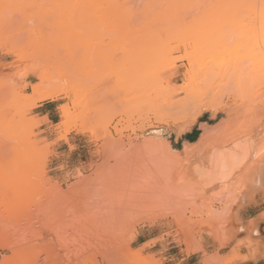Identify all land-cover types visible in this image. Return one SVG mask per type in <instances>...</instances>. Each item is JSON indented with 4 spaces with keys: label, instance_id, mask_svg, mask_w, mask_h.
Instances as JSON below:
<instances>
[{
    "label": "rangeland",
    "instance_id": "rangeland-1",
    "mask_svg": "<svg viewBox=\"0 0 264 264\" xmlns=\"http://www.w3.org/2000/svg\"><path fill=\"white\" fill-rule=\"evenodd\" d=\"M259 1L0 0V264H231L219 251L256 246L235 219L264 192ZM43 82L63 92L34 107ZM48 100L53 133L34 115ZM101 166L109 192L85 206L94 196L69 187ZM97 222L113 227L98 236Z\"/></svg>",
    "mask_w": 264,
    "mask_h": 264
},
{
    "label": "crops",
    "instance_id": "crops-1",
    "mask_svg": "<svg viewBox=\"0 0 264 264\" xmlns=\"http://www.w3.org/2000/svg\"><path fill=\"white\" fill-rule=\"evenodd\" d=\"M36 109L38 111H36L34 115L42 122L40 128H44L43 131L45 133H53L52 128H55L54 125L56 124V117L59 113V106L55 105L54 101L48 100L38 103ZM255 200L256 202L253 205H249L238 210L235 223H240L244 227H255V230L258 233V235L254 237L256 246L250 247L246 243L238 245L237 241L242 240L238 238L236 239V241H233L234 243L231 247H229L228 251H226L225 253H221V251H219L218 255L222 258H231L236 256V259H234L231 264H264V192L257 193L255 195ZM253 221L254 224H251ZM97 224L98 226H95V233H97L98 236H101L100 233H105L104 231L106 228L113 227L111 225L106 227L105 223ZM103 224L105 227L103 226ZM246 237L247 233L244 238ZM243 256H246L247 258L241 259L240 257ZM158 257L163 259L165 263H167L168 261H173L172 264H207V260H205L204 256L194 263H192V260H190L192 259V255L186 256L180 253L178 255H167L166 253H163Z\"/></svg>",
    "mask_w": 264,
    "mask_h": 264
},
{
    "label": "bare ground",
    "instance_id": "bare-ground-1",
    "mask_svg": "<svg viewBox=\"0 0 264 264\" xmlns=\"http://www.w3.org/2000/svg\"><path fill=\"white\" fill-rule=\"evenodd\" d=\"M3 1H6V0H3ZM94 1H95V0H94ZM105 1H106V0H105ZM111 1H112V0H111ZM176 1H177V0H176ZM183 1H184V0H183ZM103 2H104V1H103ZM167 2H168V1H167ZM262 2H264V0H262ZM174 3H176V2H174ZM252 3H253V2H252ZM255 3H256V1H255ZM257 3L260 4V3H261V0H260L259 2H257ZM0 4H1V3H0ZM170 4H171V3H170ZM172 4H173V3H172ZM262 5H263V3H262ZM161 6H162V5H161ZM173 6H174V5H173ZM167 8H168V7H167ZM167 8H166V11L170 9V8H169V9H167ZM6 9H7V8H6ZM172 9H174V8L171 7V10H172ZM115 10H116V9H115ZM262 10H264V9L262 8ZM263 12H264V11H263ZM8 13H9V10H8V12L4 15V16H5L4 19H6V20H7L8 17H10V16H7ZM144 14H145V13H144ZM166 14H167V13H166ZM148 15H149V14H148ZM150 15H151V14H150ZM263 15H264V13H263ZM151 16H152V15H151ZM160 16H161V15H160ZM169 16H170V15H169ZM172 16H173V15H172ZM172 16H171V17H172ZM6 17H7V18H6ZM145 17H147V16L145 15V16L142 17V18L144 19ZM149 17H150V16H149ZM166 17H167V16H166ZM171 17H167V18H168V19H169V18L171 19ZM2 18H3V17H2ZM177 18H179V17L173 18L174 20H171V23H174V22H172V21H177ZM180 18H181V17H180ZM145 19H148V17L145 18ZM151 19H152V18H151ZM151 19H150V20H151ZM158 19H160V18H158ZM181 19H182V18H181ZM181 19H179V23L182 22ZM262 19L264 20V16H263ZM6 20H5V23H6ZM8 20H10V19L8 18ZM154 20H156V19L154 18ZM154 20H153L152 22H154ZM165 20H166V19H165ZM147 21H148V20H147ZM147 21L144 20V22H147ZM183 21H184V20H183ZM8 22L11 23V21H8ZM8 22L6 23V25L8 24ZM152 22H149V23H152ZM155 22H156V21H155ZM10 23H9V24H10ZM165 23H166V22H165ZM165 23H164L163 25H166ZM176 23L178 24V21H177ZM261 23H262V26H263V25H264V22H262V20H261ZM9 24H8V25H9ZM154 24H155V23H154ZM158 24H159V23H158ZM169 24H170V23H169ZM177 24H173V27H175ZM8 25L6 26L7 28H8ZM10 25H11V24H10ZM10 25H9V27H11ZM155 25H156V24H155ZM154 27H155V26H154ZM171 27H172V25H171ZM171 27H169L168 24L166 25V28H167V29H168V28H171ZM173 27H172V28H173ZM255 27H256V26H255ZM255 27H254V28H255ZM146 28H147V26H146ZM149 28H150V27H149ZM260 28H261V27H260ZM147 29H148V28H147ZM173 29H175V28H173ZM256 29H257V28H256ZM262 29L264 30V26H263ZM5 30H6V29H5ZM8 30H10V28H8ZM169 31H170V30H169ZM172 31H173V30H172ZM257 31H258V30H257ZM170 32H171V31H170ZM259 32L262 33V34H264V31H263V32H262V31H259ZM190 33H191V32H190ZM166 34H167V33H166ZM203 34H204V33H203ZM205 34H206V33H205ZM205 34H204V35H205ZM262 34H261V35H262ZM261 35H260V36H261ZM167 36H168V35H167ZM195 36H196V35H195ZM201 36H202V35H201ZM201 36H200V37H201ZM160 37H161V36H160ZM168 37H169V36H168ZM191 37H192V36H191ZM203 37H204V36H203ZM157 38H158V37H157ZM178 38H179V37H178ZM184 38H185V37H184ZM196 38H197V37H196ZM263 38H264V36H263ZM174 39H175V37H174ZM176 39H177V38H176ZM194 39H195V38H194ZM197 39H198V38H197ZM197 39H195V40H197ZM201 39H202V38H201ZM181 40H182V38H181ZM199 40H200V38H199ZM164 41H165V40H164ZM170 41H171V40H170ZM173 41H174V40H173ZM155 42H156V41H155ZM180 42H181V41H180ZM183 42H184L183 44H185V46H186V45H187V44H186V40H184ZM194 42H195V41H194ZM158 43H160L159 40H158ZM163 43H164V42H163ZM154 44H155V43H154ZM166 45H167V44H166ZM193 45H194V44H193ZM158 46H160V45H158ZM161 46H162V45H161ZM163 48H164V46H163ZM185 49H186V47H185ZM169 51H170V50H169ZM156 52H157V51H156ZM170 52H171V51H170ZM160 53H161V52H160ZM164 54H167L166 56H168V53H164ZM158 55H159V57H160V54H158ZM162 56H163V55H162ZM153 57H154V56H153ZM155 57H157V55H156ZM159 57H158V59H160ZM163 58H164V56H163ZM163 58H161V59H163ZM166 58H167V57H166ZM168 58H169V57H168ZM156 59H157V58H156ZM156 59H155V62H158V63H159V61H160V63H161V60H159V61L157 60V61H156ZM156 64H157V63H156ZM55 82H56V81H55ZM43 83H44V82H43ZM51 83H52V82L48 83V85H45V84H47V83H44L45 86H48V87H45V88H48V90H45L46 92H48V94H46V92H45V94H44V90H43V87H42L43 85L40 87V89L38 88V89L34 90V92H33V102H34V105H33V106H34V107H35L36 103H37L38 101H40V100H44V99H47V98H55V95L58 96V95L61 94L60 92L62 91V88H61V91H60L59 88H57V86H58L57 84H56V85H57V86H56L55 84H51ZM62 83H63V82H62ZM49 84H50V85H49ZM53 85H54V86H53ZM59 85H60V84H59ZM50 86H53L54 88H55V86H56L55 89H57V90L60 91V92H59V93H58V91L55 92L56 90H55L54 88L50 87ZM49 87H50V88H49ZM58 87H59V86H58ZM45 88H44V89H45ZM50 89H51V90H50ZM52 89H53L54 91H53ZM42 91H43V92H42ZM50 92H51V93H50ZM62 92H63V91H62ZM49 93H50V94H49ZM56 93H57V94H56ZM57 96H56V97H57ZM52 100H54V99H52ZM66 110H67V109H66ZM66 110H65V108H64V110H63V111H64V112H63V113H64V117H66L65 120L67 119V115H68V113H69V112H68L69 110H67V111H66ZM69 114H70V113H69ZM62 116H63V115H62ZM70 116H71V114H70ZM68 117H69V116H68ZM69 118H70V117H69ZM64 122H67V124H68L69 121L67 120V121H64ZM67 124H65V125H67ZM110 145H111V144H110ZM110 145H108V146H110ZM132 145H134V144H132ZM153 146H154V145H153ZM245 148H246V147H245ZM246 149H247V148H246ZM152 151H153V150H152ZM154 151H155V150H154ZM248 151H249V150H248ZM132 152H133V151H132ZM134 152H135V151H134ZM134 152H133V153H134ZM136 152H137V151H136ZM148 152H149V151H148ZM126 153H127V152H126ZM133 153H131V154L128 153V154L131 156ZM164 153H165V152H164ZM128 154H127L126 156H128ZM111 156H112V155H111ZM120 156H121V155H120ZM126 156H125V157H126ZM130 156H128V157H130ZM139 156H141V155H139ZM112 157H113V156H112ZM114 157H115V156H114ZM135 157H136V156H135ZM105 158H106V157H105ZM117 158H118V157H117ZM140 158H141V157H140ZM114 159H116V157H115ZM128 159H129V158H128ZM131 159H132V158H131ZM142 159H143V158H142ZM143 160H144V159H143ZM154 160H155V159H154ZM126 161H127V160H126ZM118 162H119V161H118ZM121 162H122V161H121ZM128 162H129V161H128ZM145 162H146V160H145ZM145 162H144V163H145ZM158 162H159V161H158ZM126 163H127V162H126ZM129 163H130V162H129ZM134 163H135V161H134ZM144 163L141 164V165H142V166H145ZM146 163H147V162H146ZM147 164H148V163H147ZM147 164H146V165H147ZM153 164H154V163H153ZM153 164H152V165H153ZM155 164H156V163H155ZM111 165H113V164H111ZM141 165H140V166H141ZM149 165H151V164L149 163ZM164 165H165V164H164ZM104 166H106V165H104ZM142 166H141V167H142ZM154 166H156V165H154ZM165 166H167V165H165ZM109 167H110V166H109ZM113 167H115V165H114ZM126 167H127V166H126ZM147 167H149V166H147ZM115 168H116V167H115ZM142 168H143V167H142ZM144 168H145V167H144ZM171 168L173 169V167H170V168H168V169H167L166 171H164V172L161 171V173H164V174H161V173H160V174H161V175H164V176H166V177H169V176H168L169 173H170V175H172L171 173L173 172V170L175 169V167H174V169H173L172 171H171ZM96 169H97V168H96ZM128 169H129V168H128ZM147 169H148V168H147ZM150 169H152V168H150ZM150 169H149V170H150ZM154 169H156V168L154 167ZM161 169H163V168H161ZM169 169H170V171H168ZM111 170H112V169H111ZM144 170H145V169H144ZM144 170H142V171H144ZM152 170H153V169H152ZM114 171H115V170H114ZM136 171H137V170H136ZM156 171H157V169H156ZM158 171H160V170L158 169ZM167 171H168V172H167ZM255 171H256V170H255ZM106 172H107V174H109V171H108L107 167L105 168V167H102V166H101L100 168H98V170H97L96 172H93V173H95V174H92V175H90V176L84 178V179H83L81 182H79V183H75V184H73V186L69 187V190H70V189L73 190L74 188H77V187L80 188L78 185H79V184L81 185V183H82V186L84 185V186L86 187V189H87V194H88V196L90 195V199L93 198V196H94V198H93L91 201H90V200H89V202H88V201H86V202L84 201V204L87 203L85 206H89V204H91V202H93L94 199H96V201H97V198L100 197V198H98V199L101 200V198L103 197V194L105 195V193H104L105 191H106V192H109V190L107 191V190L105 189L106 187H108V186H106V184L110 186L109 183H111V182H108V179L110 178V175H108V178H107V176H106ZM115 172H116V171H115ZM118 172H119V171H118ZM118 172H117V173H118ZM165 172H167V175L165 174ZM120 173H121V172H120ZM115 174H116V173H115ZM136 174H137V172H134V176H135ZM141 174H142V173H141ZM160 174H159V175H160ZM118 175H119V174H118ZM120 175H122V173H121ZM120 175H119V176H120ZM123 175H124V174H123ZM137 175H138V174H137ZM114 176H115V175H114ZM124 176H125V175H124ZM124 176H123V177H124ZM138 176H140V175H138ZM111 177H112V176H111ZM123 177H120V178H123ZM130 177H132V176H130ZM136 177H137V176H136ZM142 177H143V176H142ZM142 177H140V178H142ZM145 177H146V176H145ZM161 177H163V176H161ZM113 178H114V177H113ZM124 178H125V177H124ZM252 178H253V177H252ZM252 178H251V179H252ZM165 179H166V178H165ZM109 180H110V179H109ZM129 180L132 181V179H129ZM138 180H139V179H138ZM152 180H153V179H152ZM105 181H106V182H105ZM122 181H123V180H122ZM122 181H121V182H122ZM125 181H126V180H125ZM133 181H134V180H133ZM140 181H141V180H140ZM153 181H154V180H153ZM260 181H261V180H260ZM260 181H259V182H260ZM150 182H151V179H150ZM154 182H155V181H154ZM164 182H165V181H164ZM105 183H106V184H105ZM127 183H129V182H127ZM134 183H135V182H134ZM136 183H137V182H136ZM117 184H118V183H117ZM258 184H259V183H258ZM132 185H134V184H132ZM135 185H137V184H135ZM82 186H81V187H82ZM84 186H83V188H84ZM105 186H106V187H105ZM112 186H114V185H112ZM112 186H111V188H112ZM124 186H125V185H123V187H124ZM128 186H129V185H127V187H128ZM143 186H144V185H143ZM104 187H105V188H104ZM133 187H135V186H133ZM140 187H142V186H140ZM153 187H155V186H152V189H153ZM103 188H104V189H103ZM114 188H116V187H114ZM150 188H151V187H150ZM157 188H159V187H157ZM157 188H156V189H157ZM84 189H85V188H84ZM86 189H85V192H86ZM102 189H103V192L101 191ZM107 189H108V188H107ZM74 190H75V189H74ZM104 190H105V191H104ZM115 190H116V189H115ZM117 190H118V189H117ZM145 191H146V190H144V192H145ZM154 191H155V190H154ZM73 192H74V191H73ZM82 192H83V191H81V193H82ZM113 192H114V191H113ZM119 192H120V191H119ZM122 192H123V191H122ZM156 192H157V191H156ZM156 192H155V193H156ZM68 193H69V191H68ZM83 193H84V192H83ZM101 193H102V195H101ZM117 193H118V192H117ZM120 193H121V192H120ZM120 193H118V194H120ZM155 193H154V194H155ZM107 194H108V193H107ZM113 194H114V193H113ZM131 194H132V193H131ZM147 194H148V193H146V195H147ZM152 194H153V193H152ZM152 194H151V195H152ZM154 194H153V195H154ZM157 194H158V193H157ZM110 195H112V194H110ZM135 195H136V194H135ZM62 196H64V195H62ZM91 196H92V197H91ZM96 196H98V197H96ZM101 196H102V197H101ZM113 196H114V195H113ZM113 196H112V197H113ZM120 196H121V195H120ZM128 196H129V195H128ZM130 196H131V195H130ZM133 196H134V195H133ZM133 196H132V197H133ZM156 196H157V195H156ZM105 197H106V196H104L103 198H105ZM114 197H115V196H114ZM122 197H123V196H122ZM147 197H148V196H147ZM63 198H64V197H63ZM67 198H68V197H65V198H64V201H65V199H67ZM68 199H69V198H68ZM68 199H67V201H68ZM129 199H130V198H129ZM119 200H120V199H119ZM135 200H136V199H135ZM159 200H160V199H159ZM67 201H66V202H67ZM111 201H112V200H111ZM114 201H116V200H114ZM122 201H123V200H122ZM136 201H138V200H136ZM79 202H80V200H79ZM97 202H99V200H98ZM101 202H102V201H101ZM105 202H106V199H105ZM120 202H121V201H120ZM120 202H119V203H120ZM127 202H128V199H127ZM68 203H69V202H68ZM71 203H73V202L71 201ZM107 203H108V200H107V202H106V205H109V206H110V204H107ZM109 203H110V202H109ZM115 203H116V202H115ZM124 203H125V199H124ZM151 203H152V202H151ZM84 204H82L83 207H84ZM97 204H98V203H97ZM100 204H101V203H100ZM103 204H104V203H103ZM103 204H102V205H103ZM113 204H114V202H113ZM121 204H123V203H121ZM127 204H128V203H127ZM133 204H134V203H133ZM140 204H141V203H140ZM56 205L58 206L59 204H56ZM68 205H69V204H68ZM68 205H67V204H66V206H65V204H64V205H59V207H58L57 209L64 208V206L67 207ZM70 205H71V204H70ZM72 205H73V204H72ZM72 205H71V207H72ZM95 205H96V204H95ZM118 205H119V204H118ZM128 205H129V204H128ZM136 205H137V203H136ZM79 206H80V203H78V207H76L75 205H74L73 208H71L70 206H69V207L71 208V210H72V209H74V210L76 209L77 212H79V213H80L81 210H82V211L85 210L84 208L82 209V206H80V207H81V209H80ZM90 206H91V205H90ZM97 206H99V204H98ZM109 206H108V209H110ZM111 206H113V205H111ZM122 206H125V204H123ZM132 206H133V205H132ZM137 206H138V205H137ZM52 207H53V206H52ZM69 207H68V208H69ZM102 207H103V206H102ZM49 208H50V207H49ZM54 208H55V207H54ZM54 208H53V209H54ZM68 208H66V210H67ZM86 208H87V207H86ZM92 208H93V207H92ZM94 208H95V207H94ZM106 208H107V206H105V208H103V209H101V210H103L104 212H105V211L108 212V209L106 210ZM111 208H113V207H111ZM115 208H118V207H114V210H112V209H111V210H112L113 212H116L117 209H115ZM125 208H126V207H125ZM128 208H129V207H128ZM128 208H127V209H128ZM136 208H137V207H136ZM87 209H89V207H88ZM104 209H105V210H104ZM131 209H133V208H131ZM139 209H141V208H139ZM78 210H79V211H78ZM91 210H92V209H91ZM93 210H94V211H93ZM93 210H92L93 212H91V213H95V212L97 211V210L95 211V209H93ZM101 210H100V211H97V212H98V214H103L102 216H101V215H100V216L104 219V217H103V216H104V213H101ZM124 210H125V209H124ZM87 211H89V210H87ZM118 211H119V210H118ZM118 211H117V212H118ZM127 211H128V210H127ZM130 211H131V210H130ZM130 211H129V212H130ZM55 212L57 213L56 208H55ZM97 212H96L95 214H97ZM99 212H100V213H99ZM106 212H105V213H106ZM119 212H120V211H119ZM122 212H123V211H121V214H122V216H123V214H124L125 212H124V213H122ZM131 212H133V211H131ZM165 212H166V211H165ZM165 212H164V213H165ZM83 213H86V212H83ZM89 213H90V212H89ZM65 214H66V213H65ZM71 214H72V213H71ZM98 214H97V215H98ZM117 214H118V213H117ZM117 214H116V215H117ZM126 214H127V213H126ZM126 214H125V215H126ZM129 214H130V213H129ZM50 215H51V214H50ZM84 215H85V214H84ZM84 215L81 214V217H79L80 220H81V218H82ZM97 215H96V216H97ZM116 215H115V218L118 217V216H116ZM133 215H134V214H133ZM78 216H80V215H78ZM93 216H94V215H93ZM100 216H98V219H97V220H99V219L101 218ZM119 216H120V215H119ZM136 216H137V215H136ZM50 217H51V216H49V218H50ZM59 217H60V215H59ZM106 217L109 218V215L106 216ZM127 217H128V216H127ZM130 217H131V216H130ZM133 217H134V216H133ZM56 218H57V217H56ZM102 218H101V219H102ZM111 218H114V217L112 216ZM134 218H135V217H134ZM45 219H46V218H45ZM62 219H63V218H62ZM73 219H74V218H73ZM73 219H72V220H73ZM82 219H83V218H82ZM101 219H100V220H101ZM125 219H126V217H125ZM53 220H54V218H53ZM55 220H57V219H55ZM72 220H71V221H72ZM76 220H77V219H76ZM76 220H73V221H76ZM78 220H79V219H78ZM91 220H93V219H91ZM94 220L96 221L95 218H94ZM46 221H48V220L46 219ZM51 221H52V220H51ZM73 221H72V222H73ZM81 221H82V220H81ZM84 221H85V220H84ZM108 222H109V221H108ZM126 222H127V221H126ZM82 223H83V222H82ZM82 223H81V224H82ZM84 223H86V222H84ZM97 223H98V222H97ZM122 223L124 224V222H122ZM185 223H187V222L185 221ZM78 224H79V223H78ZM78 224H77V225H78ZM149 224H150V223H149ZM46 225H48V224H46ZM77 225H76V226H77ZM92 225H93V224H92ZM184 225H185V224H184ZM69 226H70V225H69ZM76 226H75V227H76ZM79 226H80V225H79ZM95 226H98V224H96ZM103 226H104V224H103ZM108 226H109V224L106 225V227H108ZM65 227H66V226H65ZM70 227H71V226H70ZM85 227H86V226H85ZM90 227H91V226H90ZM104 227H105V226H104ZM124 227H125V226H124ZM100 228H101V227H100ZM184 228H185V227H184ZM64 229H65V228H64ZM71 229H73V228H71ZM102 229H103V228H102ZM59 230H60V229H59ZM62 230H63V229H62ZM109 230H110V229H109ZM57 231H58V230H57ZM77 231H78V230H77ZM65 232H67V231H65ZM105 233H107V232H105ZM108 233H109V232H108ZM88 234H89V233H88ZM101 234H102V233H101ZM65 235H66V234H65ZM107 235H108V234H107ZM109 235H110V234H109ZM66 236H67V235H66ZM88 236H91V235L89 234ZM93 237H94V235H93ZM91 238H92V237H91ZM105 238H106V237H105ZM57 239H58V238H57ZM80 240H82V239H80ZM83 240H84V238H83ZM83 240H82V241H83ZM96 241H97V240H96ZM82 244H83V243H82ZM82 244H81V245H82ZM83 247H84V246H83ZM207 264H208V263H207Z\"/></svg>",
    "mask_w": 264,
    "mask_h": 264
}]
</instances>
